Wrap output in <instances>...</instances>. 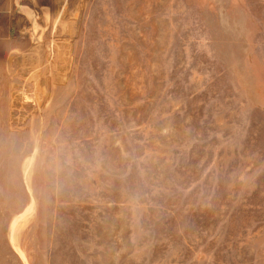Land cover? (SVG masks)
Wrapping results in <instances>:
<instances>
[{"label":"rangeland","instance_id":"374dc122","mask_svg":"<svg viewBox=\"0 0 264 264\" xmlns=\"http://www.w3.org/2000/svg\"><path fill=\"white\" fill-rule=\"evenodd\" d=\"M16 8L0 264H264V0Z\"/></svg>","mask_w":264,"mask_h":264},{"label":"crops","instance_id":"0c3cea01","mask_svg":"<svg viewBox=\"0 0 264 264\" xmlns=\"http://www.w3.org/2000/svg\"><path fill=\"white\" fill-rule=\"evenodd\" d=\"M16 1L17 0H0V4H5L4 7L0 8V33H2L3 30H6L4 28L5 17L10 18L14 15L15 10H18L16 8Z\"/></svg>","mask_w":264,"mask_h":264}]
</instances>
